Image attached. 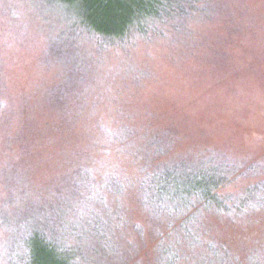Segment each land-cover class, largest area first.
Wrapping results in <instances>:
<instances>
[{
    "label": "rangeland",
    "instance_id": "374dc122",
    "mask_svg": "<svg viewBox=\"0 0 264 264\" xmlns=\"http://www.w3.org/2000/svg\"><path fill=\"white\" fill-rule=\"evenodd\" d=\"M156 16L0 0V264H264V0Z\"/></svg>",
    "mask_w": 264,
    "mask_h": 264
},
{
    "label": "trees",
    "instance_id": "16d2710c",
    "mask_svg": "<svg viewBox=\"0 0 264 264\" xmlns=\"http://www.w3.org/2000/svg\"><path fill=\"white\" fill-rule=\"evenodd\" d=\"M60 1L71 3V5L78 4L82 12L86 13L87 21L85 24L87 28L95 29L97 33L96 35L98 37H102L106 40L113 39L114 41H119L125 37L124 34L126 32H124V29H127L128 32L130 29L135 28V26L138 24L152 21L151 19L155 15H157L156 17L170 16L178 3V0H126V5L128 7L123 6L122 4L111 16H100V21L102 22L99 21L100 23L97 24L95 20L97 19V14L99 13L98 10H102V3H100L99 0ZM156 17L154 18V20L157 19ZM224 179L216 183H213V181L211 180L202 181L203 183L195 182L194 184L190 185L185 190V192L187 196L193 199L197 196H201L204 202L212 201L213 199L219 197L218 189L223 188L230 182V178H226V181H224ZM207 185H210L213 188H203ZM44 247H50V245L46 244L44 245ZM37 249L38 250H34V255L32 254V260H34V264H60V260L57 261L55 258L49 257V254L51 252L48 250H50L51 248L49 249L39 247ZM41 250H45L49 254H43V256L40 258V253L38 252H40Z\"/></svg>",
    "mask_w": 264,
    "mask_h": 264
}]
</instances>
